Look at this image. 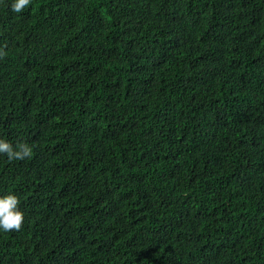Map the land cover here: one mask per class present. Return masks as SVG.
I'll use <instances>...</instances> for the list:
<instances>
[{"label":"trees","instance_id":"obj_1","mask_svg":"<svg viewBox=\"0 0 264 264\" xmlns=\"http://www.w3.org/2000/svg\"><path fill=\"white\" fill-rule=\"evenodd\" d=\"M0 0V264H264V0Z\"/></svg>","mask_w":264,"mask_h":264},{"label":"clouds","instance_id":"obj_2","mask_svg":"<svg viewBox=\"0 0 264 264\" xmlns=\"http://www.w3.org/2000/svg\"><path fill=\"white\" fill-rule=\"evenodd\" d=\"M30 0H11L13 12H21ZM34 152V145L26 141H10L0 137V154L9 161H23L30 159ZM25 213L20 206V198L15 192L0 194V232L18 231L21 229Z\"/></svg>","mask_w":264,"mask_h":264}]
</instances>
